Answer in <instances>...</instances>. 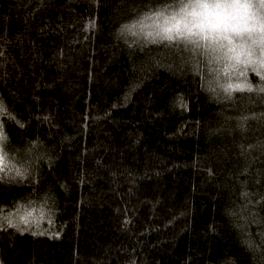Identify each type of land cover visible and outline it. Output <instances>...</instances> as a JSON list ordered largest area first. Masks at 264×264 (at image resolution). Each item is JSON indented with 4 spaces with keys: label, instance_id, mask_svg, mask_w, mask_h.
Here are the masks:
<instances>
[{
    "label": "trees",
    "instance_id": "16d2710c",
    "mask_svg": "<svg viewBox=\"0 0 264 264\" xmlns=\"http://www.w3.org/2000/svg\"><path fill=\"white\" fill-rule=\"evenodd\" d=\"M169 2L0 0V123L29 169L0 173V218L43 210L0 227V264H264V93L117 34Z\"/></svg>",
    "mask_w": 264,
    "mask_h": 264
},
{
    "label": "clouds",
    "instance_id": "9594fccd",
    "mask_svg": "<svg viewBox=\"0 0 264 264\" xmlns=\"http://www.w3.org/2000/svg\"><path fill=\"white\" fill-rule=\"evenodd\" d=\"M217 2L208 0L209 7L205 8L201 0H171L122 23L117 34L129 45L181 40L203 57L201 64L211 74L210 86L215 84L224 91L228 84L243 81L251 91L264 93V85L256 88L249 80L250 73L264 80V0H219V7ZM214 13L228 16L227 31L210 29L209 21H215ZM7 140L8 137L0 140V155L4 157V171L0 173L12 179H23L29 169L14 161L6 148ZM42 215V209L20 203L14 214L0 218V227L24 232Z\"/></svg>",
    "mask_w": 264,
    "mask_h": 264
},
{
    "label": "snow or ice",
    "instance_id": "6c2138e0",
    "mask_svg": "<svg viewBox=\"0 0 264 264\" xmlns=\"http://www.w3.org/2000/svg\"><path fill=\"white\" fill-rule=\"evenodd\" d=\"M203 3V6L205 8H208V0H201ZM217 7H219V0L217 2ZM215 16V21H209L210 24V29L214 32H220V31H227L228 28L230 27V19L226 15H222L220 13H214ZM168 39H173V37H168ZM247 89L251 91V87L245 83H237V84H228L225 88L224 91L230 96L231 92L234 90H244ZM0 115H7V111L5 109V106L3 105L2 101H0ZM13 118L14 117H10ZM23 127V125H21ZM7 137L4 135L3 131V124L0 123V140H6ZM4 157L3 155H0V172L4 171V164H3ZM25 223H28L27 219L24 220Z\"/></svg>",
    "mask_w": 264,
    "mask_h": 264
}]
</instances>
